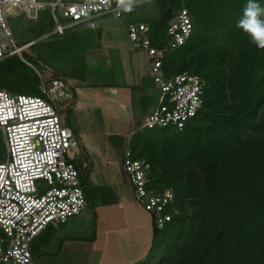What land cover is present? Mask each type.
I'll list each match as a JSON object with an SVG mask.
<instances>
[{
    "label": "trees",
    "instance_id": "1",
    "mask_svg": "<svg viewBox=\"0 0 264 264\" xmlns=\"http://www.w3.org/2000/svg\"><path fill=\"white\" fill-rule=\"evenodd\" d=\"M155 1L162 16L145 23L153 43L181 7L193 25L164 58L163 74L188 72L207 85L202 110L182 131L143 129L128 141L133 157L149 164L148 188L173 193L170 221L152 225L149 251L136 264H264V51L236 27L247 0ZM38 80L18 56L0 62V90L37 95Z\"/></svg>",
    "mask_w": 264,
    "mask_h": 264
},
{
    "label": "built area",
    "instance_id": "2",
    "mask_svg": "<svg viewBox=\"0 0 264 264\" xmlns=\"http://www.w3.org/2000/svg\"><path fill=\"white\" fill-rule=\"evenodd\" d=\"M56 2L0 0V62L18 56L39 79L37 95L0 90V132L5 146V157L0 162V264H35L34 240L47 228L65 224L88 207L74 165L81 149L56 105L72 95L59 78H43L22 58V52L34 42L16 44L7 23L8 10L18 9L28 20L36 21L39 12L48 7L53 27L45 34L46 38H62L80 27L95 30L96 19H120L126 11L119 0ZM138 3L135 1L134 6ZM58 6L62 9L60 15ZM192 32V20L185 7L168 20L164 38L156 43L150 38L148 25L126 24L127 38L133 49L145 52L147 73L158 91L156 106L139 130L182 131L202 110L206 81L188 72L167 77L162 70L166 55L182 47ZM122 166L136 202L152 215L153 224L163 227L170 221L165 209L173 200L172 191L149 189V164L134 158L129 148L124 151Z\"/></svg>",
    "mask_w": 264,
    "mask_h": 264
},
{
    "label": "crops",
    "instance_id": "3",
    "mask_svg": "<svg viewBox=\"0 0 264 264\" xmlns=\"http://www.w3.org/2000/svg\"><path fill=\"white\" fill-rule=\"evenodd\" d=\"M125 26L102 30L85 48L88 78L80 86L67 87L72 98L65 102L69 111L99 117L105 136L126 141L127 149L132 135L156 106L146 105L152 98L148 90L152 88L157 96L158 91L147 73L145 52L132 48ZM97 29L98 24L93 31ZM79 146L82 155L74 165L88 207L65 224L42 232L32 244L33 260L35 264H136L149 251L153 223L152 215L136 202L123 171L126 149L105 145L102 151H86L82 142ZM86 183L92 188L90 196Z\"/></svg>",
    "mask_w": 264,
    "mask_h": 264
},
{
    "label": "rangeland",
    "instance_id": "4",
    "mask_svg": "<svg viewBox=\"0 0 264 264\" xmlns=\"http://www.w3.org/2000/svg\"><path fill=\"white\" fill-rule=\"evenodd\" d=\"M48 1L57 3V0ZM69 1L72 0H61V3L64 4ZM135 1L139 3L133 7L131 12H124L122 18L114 19L108 17L102 19V22L96 23V25H99V29L96 31L78 28L62 38L54 36L46 38L45 34H41L39 31L40 24L48 26L51 23V13L48 7L39 12V21L28 20L24 14L19 13L18 9H9L7 23L18 46L30 41L34 42L31 47L22 52V58H25L24 60L27 63L33 65L43 78L50 79L53 76H57L67 87L69 85L80 86L86 82V76L88 78V72L84 67V50L91 46V43L96 40L102 30L114 31V29L122 28L124 23L145 24L161 18L162 8L155 0ZM61 12L62 9L58 6L57 14L60 15ZM148 94L152 98L148 99L149 101L146 102V105L151 104L154 106L157 103V95L152 88L148 90ZM56 105L61 118L74 132L78 144L82 142L86 151H102V147L105 145H110V147L115 145L118 150L126 149V141H114L112 138L105 136V129L99 117L96 119L92 115L88 117L84 112L69 111L67 109L68 102H58ZM95 114L96 112L93 113V115ZM99 142L101 145H99ZM3 160L4 154L0 157V162ZM86 186H88L86 191L88 190L90 196L92 188L89 184Z\"/></svg>",
    "mask_w": 264,
    "mask_h": 264
},
{
    "label": "clouds",
    "instance_id": "5",
    "mask_svg": "<svg viewBox=\"0 0 264 264\" xmlns=\"http://www.w3.org/2000/svg\"><path fill=\"white\" fill-rule=\"evenodd\" d=\"M119 3L124 11L131 12L135 0H127V3L125 0H119ZM236 27L249 37L251 44L264 51V6L259 0H247Z\"/></svg>",
    "mask_w": 264,
    "mask_h": 264
}]
</instances>
